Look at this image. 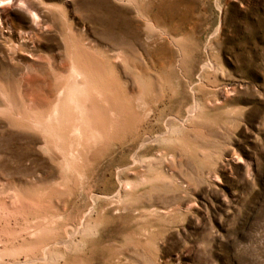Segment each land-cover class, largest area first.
Wrapping results in <instances>:
<instances>
[{
    "label": "rangeland",
    "instance_id": "374dc122",
    "mask_svg": "<svg viewBox=\"0 0 264 264\" xmlns=\"http://www.w3.org/2000/svg\"><path fill=\"white\" fill-rule=\"evenodd\" d=\"M29 1L41 27L0 24V264H264V0Z\"/></svg>",
    "mask_w": 264,
    "mask_h": 264
},
{
    "label": "bare ground",
    "instance_id": "6f19581e",
    "mask_svg": "<svg viewBox=\"0 0 264 264\" xmlns=\"http://www.w3.org/2000/svg\"><path fill=\"white\" fill-rule=\"evenodd\" d=\"M5 1V0H3ZM21 8L26 13H28L29 16V23L31 27H41V19H40V13L39 11L30 3L29 0H6L5 3H0V24H7L8 26H11V23L9 21V16L11 15V9L12 8ZM24 34V33H22ZM21 33L20 35L23 36ZM76 73L82 74V72L76 71ZM66 86V84H65ZM69 86H67L68 88ZM70 88V87H69ZM64 94L63 90H57L56 98L62 97ZM70 101V100H69ZM52 108V107H51ZM59 106H56L53 108V113L56 114L58 112ZM51 110V109H50Z\"/></svg>",
    "mask_w": 264,
    "mask_h": 264
}]
</instances>
